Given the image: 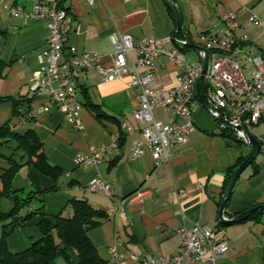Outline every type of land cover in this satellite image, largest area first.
Instances as JSON below:
<instances>
[{
	"label": "crops",
	"instance_id": "crops-1",
	"mask_svg": "<svg viewBox=\"0 0 264 264\" xmlns=\"http://www.w3.org/2000/svg\"><path fill=\"white\" fill-rule=\"evenodd\" d=\"M178 5L183 24L191 39L200 40L201 33L219 25L222 17L231 11L237 13L240 27L235 35L252 46V56H264V0H174ZM34 0H4L0 2V60L9 63L2 71L0 97L24 101L19 116L13 115L10 101L0 102V125H9L18 133L32 130L43 143L48 162L59 167L63 174L57 182L58 189L42 195L47 214L71 215L68 202L85 199L93 208L105 210L107 219L87 232L99 256L108 264L112 261L111 248L119 243L118 250L136 256L177 254L181 247L179 229L194 224L214 226L218 221L220 201L227 171L249 151L244 140H239L235 130L224 131L201 105L194 108L195 129L188 139L171 147L169 160L155 166L147 150L138 158L130 156L131 143L141 139V124L130 114L125 121L132 126L124 132L119 120L138 105V91L128 86L126 79L104 82L92 69L81 73L76 86V96L82 105L81 129L66 121L57 108L41 111L31 116L46 102L43 94L30 97V87L35 80L39 63L37 53L44 46L47 35L46 22L14 16L9 6L29 10ZM62 10L72 21L60 61V71H66L65 60L69 49L78 53H95L100 61L111 60L113 46L111 34H129L135 44L144 39H156L166 48L180 47L173 39L176 25L163 0H58ZM246 8L260 19L259 24L248 23ZM182 39V36H176ZM197 43V42H195ZM199 44V43H198ZM183 52H184V48ZM248 71L251 62L240 57ZM146 71V69H144ZM158 87H173L180 67L159 56L150 70ZM97 106L98 116L84 104ZM157 120L167 122L169 116L162 109ZM260 144L253 164L237 179L227 201L224 217L233 219L237 214L264 204V115L249 128ZM124 137L117 151L108 152L107 158L93 166L74 164L78 153L90 147H102ZM21 164L12 181L13 190L46 191L53 186L51 178L26 165L24 152L14 141L0 146V169L9 167L8 159ZM101 177L110 186L107 195L89 188L90 181ZM182 192L185 195L182 197ZM7 198L0 200V213L11 210ZM255 213V214H254ZM249 217L221 224L229 242V251L214 264H264V210ZM51 216L31 220L24 227H16L7 238L12 254L28 249L32 241L41 237L37 223ZM70 256L75 255L70 252ZM126 264H142L127 260Z\"/></svg>",
	"mask_w": 264,
	"mask_h": 264
},
{
	"label": "built area",
	"instance_id": "built-area-1",
	"mask_svg": "<svg viewBox=\"0 0 264 264\" xmlns=\"http://www.w3.org/2000/svg\"><path fill=\"white\" fill-rule=\"evenodd\" d=\"M4 2V0H0ZM14 16L46 22L47 35L44 46L37 53L39 70L30 87V97L43 94L46 102L38 107L31 116L52 108L60 110L74 128L81 129L80 113L82 104L76 96V86L81 73L94 70L104 82L126 79L128 86L138 91V105L119 120L124 132L132 126L125 118L131 115L141 124V139L131 143L130 156L138 158L148 150L155 166L169 160L171 147L186 141L195 129L194 108L200 104L196 94V81L200 75L199 62H189L183 52V38L173 36L180 47L166 48L163 42L156 39H144L135 44L129 34H111L113 46L111 60L100 61L95 53H78L69 49L65 64L66 71H60V61L65 51L71 16L59 8L58 0H34L32 7L9 6ZM240 14L248 13V23L259 24L260 19L246 8ZM234 11L226 13L219 25L210 27L200 35V45L208 57L207 72L199 86L203 102L213 113L238 126L236 136L243 140L244 127L249 129L258 123L264 115V56H252V46H246L244 38L238 39L235 31L240 27ZM159 56H164L181 72L176 74L173 87L155 85L150 71ZM247 57L251 68L247 71L241 64L240 57ZM146 69V71H144ZM202 91V94H201ZM155 109H162L169 116L167 122L157 120ZM222 125V124H221ZM223 126V125H222ZM225 127V126H223ZM118 140L111 141L102 147H90L74 158L79 167L93 166L107 158L108 152L118 150ZM93 191L110 193V186L101 177L93 178L89 183ZM185 195L182 192L181 196ZM181 247L177 254L166 258L162 255L136 256L118 250L119 243L111 248L112 261L115 264H126L127 260L140 261L142 264H214L230 248L219 221L214 226L198 225L179 229Z\"/></svg>",
	"mask_w": 264,
	"mask_h": 264
},
{
	"label": "trees",
	"instance_id": "trees-1",
	"mask_svg": "<svg viewBox=\"0 0 264 264\" xmlns=\"http://www.w3.org/2000/svg\"><path fill=\"white\" fill-rule=\"evenodd\" d=\"M59 8L62 9L60 3ZM175 36L182 35L176 31ZM8 65L10 62L4 63L0 60V79L3 77V69ZM202 97H204L203 94ZM3 101H10L13 106V115L19 116L20 106L24 101L30 102L31 99L21 101L0 97V102ZM84 106H87L92 113L98 116L97 106L87 103ZM226 130L228 129L225 128L224 131ZM239 140L242 139L239 138ZM9 141H14L18 148L24 152L26 165L51 178L54 184L46 191L13 190L12 181L22 165L9 158V167L0 169V200L7 198L12 203L9 212L0 213V264H56V260L60 256H63L69 264H108L99 256L87 235L90 229L99 226L108 218L106 211L93 208L85 199H72L68 202L70 216L63 213L47 214L42 195L58 189L57 182L63 174L62 170L48 162L43 150V143L32 130H26L20 134L9 123H3L0 125V146ZM123 142L124 137L121 135L118 138V147ZM244 159L242 157L227 171L223 193L232 173ZM38 216H51L52 221L46 218L41 219L37 223L41 233L40 239L32 241L24 252L12 254L7 247V238L16 227H24L27 222ZM70 252L75 255L76 261H72Z\"/></svg>",
	"mask_w": 264,
	"mask_h": 264
},
{
	"label": "water",
	"instance_id": "water-1",
	"mask_svg": "<svg viewBox=\"0 0 264 264\" xmlns=\"http://www.w3.org/2000/svg\"><path fill=\"white\" fill-rule=\"evenodd\" d=\"M165 4L168 6L170 12L172 13L175 25H176V30L179 31L182 35V38L184 40L183 46L194 50L198 54V62L200 63L201 66V71L200 75L197 78L196 81V94L198 96V99L200 101L201 106L204 108L206 112L217 122L225 126L226 128L236 130L238 128L237 125L231 123L229 120L224 119L220 114L218 113H213L209 110V108L205 105L203 102V99L200 95L199 92V86L202 82V79L204 75L207 72V65H208V57H207V52L206 50L198 43H195L189 36L188 32L186 31V28L183 24V18L181 11L176 4L174 0H163ZM245 136L243 137V140L245 143L250 146V151L248 155L245 157V159L238 165V167L234 170L232 173L228 185L223 193V196L220 201V207H219V212H218V221L221 224H229L230 222L234 221H240L243 220L247 217H249L252 213L257 212V211H262L264 210V204L254 206L252 208H249L239 214H237L233 219H227L224 217V211L226 208L227 201L231 195V192L233 190V187L241 175V173L255 160L256 156L258 155L260 151V144L255 138V136L250 132L249 129L245 128L243 129Z\"/></svg>",
	"mask_w": 264,
	"mask_h": 264
},
{
	"label": "rangeland",
	"instance_id": "rangeland-1",
	"mask_svg": "<svg viewBox=\"0 0 264 264\" xmlns=\"http://www.w3.org/2000/svg\"><path fill=\"white\" fill-rule=\"evenodd\" d=\"M192 40L194 42H197V43L201 42L198 39V37H195V36H193ZM184 55H185L186 60H188L189 62H198V54L194 50L186 48L184 50ZM154 116L155 117H159L160 116L158 111H154ZM71 259H72V261H74V257H71ZM56 264H69V263L63 256H60L59 258H57Z\"/></svg>",
	"mask_w": 264,
	"mask_h": 264
}]
</instances>
